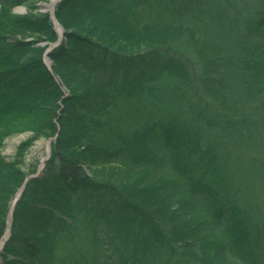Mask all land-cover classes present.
Returning a JSON list of instances; mask_svg holds the SVG:
<instances>
[{"label": "trees", "instance_id": "1", "mask_svg": "<svg viewBox=\"0 0 264 264\" xmlns=\"http://www.w3.org/2000/svg\"><path fill=\"white\" fill-rule=\"evenodd\" d=\"M30 1L0 0V147L32 136L0 155V239L55 140L3 264H264V0H61L50 68Z\"/></svg>", "mask_w": 264, "mask_h": 264}, {"label": "rangeland", "instance_id": "2", "mask_svg": "<svg viewBox=\"0 0 264 264\" xmlns=\"http://www.w3.org/2000/svg\"><path fill=\"white\" fill-rule=\"evenodd\" d=\"M51 1L52 0H32L28 4L13 8L12 13L17 15V16H23L25 14H32L33 16L46 14L51 19L52 11H53V13L55 12V9H56L57 5L59 4L60 0H56V4L54 5V7L49 10V8L47 6L50 5ZM51 22H52V19H51ZM56 28L57 27H55V29ZM61 29H62V35L59 38L62 39V37H63L64 40L62 42L64 44H66L67 40H65V38H64V29L62 27H61ZM45 44L46 43H44V42H39L35 46L36 47H42V45L44 46ZM135 52H138V50ZM23 127L26 128V126H23ZM17 130H18L17 128H13L12 126H10V128H8L5 132H15ZM13 135H15V136H13ZM13 135H10V137L6 138L3 141L1 149H0L3 157L5 158V160L7 162H15L16 161L15 159L19 155L20 145L23 144L28 139H30L31 133L30 132H25V133L20 132V133H16ZM47 142H50L49 145L51 146V140L50 139L41 138V139L35 140L28 147V149L24 152L23 157H22V163H19V165H18L22 169V171L24 172V175L31 174L32 172H34L37 169L39 163H41V158L39 157V151H37V152L35 151L36 145L39 143L45 144ZM43 151H44V149H43ZM249 154H251V156H255V157L260 159L262 157V155L264 154V151L255 150V151L250 152ZM44 156H47V155H44ZM164 169H167V168L164 167ZM165 172L170 174V171H165ZM89 175H90V173H89ZM263 198H264V196H263ZM252 208L259 211L260 215L263 213L261 215V217L264 219V200L262 203L259 201H254L252 203ZM208 235L211 236V234H209V233H208ZM263 245H264V237H263ZM263 250H264V246H263ZM263 257H264V253H263ZM228 261L229 260L227 259L225 261V263L233 264L232 262H228Z\"/></svg>", "mask_w": 264, "mask_h": 264}, {"label": "bare ground", "instance_id": "3", "mask_svg": "<svg viewBox=\"0 0 264 264\" xmlns=\"http://www.w3.org/2000/svg\"><path fill=\"white\" fill-rule=\"evenodd\" d=\"M61 1V0H60ZM56 4V0H52L50 5L47 6L50 9H52L54 7V5ZM55 13V12H54ZM53 18V17H52ZM53 26L57 27L56 28V32H57V37L59 38L61 36V26L57 23V22H52ZM60 39V38H59ZM44 61H45V64L48 65V66H51L50 62L48 59H46V56L44 57ZM15 136V135H13ZM10 137V136H8ZM6 137V138H8ZM32 136H30L31 138ZM5 138V139H6ZM4 139V140H5ZM3 140V141H4ZM26 142V141H25ZM3 143V142H2ZM50 142H47L45 144H42V143H39L36 145L35 147V151H39V157L41 158V163H39L37 169L32 172L31 174H27L25 175V178L26 180L23 182V185L21 186V188L17 191L16 195H14L9 203V211H8V215H7V218H6V227H5V231H4V234L3 236L1 237L0 239V264H3V258H2V253H3V248H4V245L5 243L7 242L8 240V237L10 236V229H11V224H12V221H13V215H14V211H15V207H16V204L18 202V199L20 198V195L24 189V186L26 184V182L30 179H35V178H39L43 175V172L45 170V168H43V165L44 163L47 161L48 159V155L50 154V151H51V146L49 145ZM2 146V145H1ZM1 149V147H0ZM44 149V151H43ZM0 155L3 157L2 153H1V150H0ZM44 155H47V156H44ZM3 159L5 160V158L3 157ZM6 161V160H5ZM7 162V161H6ZM9 163V162H8ZM22 163V162H21ZM20 171L24 174V172L22 171V169L20 168ZM86 172V175L88 177H90L89 175V172L87 170H85Z\"/></svg>", "mask_w": 264, "mask_h": 264}]
</instances>
